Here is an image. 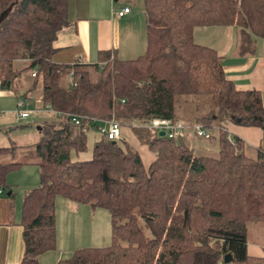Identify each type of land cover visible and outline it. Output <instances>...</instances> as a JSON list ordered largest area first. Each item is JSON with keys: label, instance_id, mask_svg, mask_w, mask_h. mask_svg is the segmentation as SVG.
<instances>
[{"label": "trees", "instance_id": "obj_1", "mask_svg": "<svg viewBox=\"0 0 264 264\" xmlns=\"http://www.w3.org/2000/svg\"><path fill=\"white\" fill-rule=\"evenodd\" d=\"M67 1L0 0V14L9 7L0 19V87L12 88L25 71L26 91L39 83L41 105L112 115L154 158L144 166L135 150L102 136L89 159L70 160L72 150L84 149L90 126L75 127L53 114L56 121L43 126L33 149L39 177L20 205L18 264H38L37 256L54 248L57 195L106 210L111 243L75 249L54 264H264V255L246 252V225H264V151L250 153L217 124L228 117L262 127L264 107L258 91L236 90L216 52L192 36L197 26L233 25L238 52L246 53L255 38L264 39V0H141L147 37L141 55L120 60L102 50L94 63L58 64L50 59L51 42L68 24ZM18 60L25 62L17 69ZM199 105L207 113L193 116ZM180 115L216 129V157L195 155L182 138L133 125ZM19 164L0 162L1 189L9 186L5 174ZM226 253L232 260L224 263Z\"/></svg>", "mask_w": 264, "mask_h": 264}, {"label": "crops", "instance_id": "obj_2", "mask_svg": "<svg viewBox=\"0 0 264 264\" xmlns=\"http://www.w3.org/2000/svg\"><path fill=\"white\" fill-rule=\"evenodd\" d=\"M122 7H129V11L120 16L117 11ZM66 19L67 26L58 30L51 42L53 51L50 59L54 63H94L102 50L113 51L120 60H130L145 51L146 24L141 0H68ZM192 36L195 43L211 47L216 52L225 79L230 81L236 90L258 91L261 105L264 107V39L255 38L253 49L240 53L237 49L238 29L233 25L197 26L193 28ZM24 62L18 60L17 69L21 68ZM17 77L13 79L11 86ZM28 85L29 82L21 85L22 88L0 87V148L7 149L0 154V162L21 163L5 174V182L9 186L7 189H1L7 191L5 195L0 193V264H18L20 261L23 251L22 229L19 226L20 205L23 195L37 184L39 177L33 149L40 135L29 126V122H25L22 127L15 124L24 123L20 120L25 121L30 115H33V123L50 124L51 122L45 119L47 116H54L47 106L41 105L39 90L34 95L30 93L32 90L26 91ZM20 93L26 95L27 103L29 95L35 100L34 107L28 103L30 112L24 119L18 118L14 113L15 101L20 98ZM226 120L223 125L218 123L219 127L228 135L240 138L250 153L257 149L264 151V131L261 127L242 126L229 118ZM89 129L93 128L90 126L86 131ZM10 130L13 132L9 135ZM14 133L15 135H12ZM123 133L124 129H121V135ZM186 138L199 139L189 132L182 139ZM136 141L138 148L145 146L137 139ZM201 149L205 153L203 156H217V147L204 145ZM149 152L151 156L148 159L151 162L154 154L150 150ZM84 208L79 209L77 218L60 222L59 227L55 224V246L37 256L38 264H54L61 259L60 255L65 250L58 249V244L61 248L65 243L68 244L67 241H72L73 244L89 241L87 243L92 245L101 241V220L94 216V208ZM49 252H54V255H49ZM246 252L251 256H263L264 244H246Z\"/></svg>", "mask_w": 264, "mask_h": 264}, {"label": "rangeland", "instance_id": "obj_3", "mask_svg": "<svg viewBox=\"0 0 264 264\" xmlns=\"http://www.w3.org/2000/svg\"><path fill=\"white\" fill-rule=\"evenodd\" d=\"M21 76L17 77L15 82L13 83L12 87H21L23 86L24 83H28V78H27V72L22 71L21 72ZM23 76V77H22ZM21 82H23L21 84ZM69 82V80L67 78L62 80V85H67ZM22 85V86H21ZM36 89V90H35ZM35 89H32V91L30 92L32 95L35 94L36 91H38L40 89V85L39 83H37V86L35 87ZM21 90V89H20ZM28 99V103L31 104L33 107L35 106L34 102L35 100L32 98V96H27ZM207 107L199 105L198 106V110L195 112V115L193 116H203L204 114H206ZM185 115V114H184ZM184 115H180L178 117V119L180 121H188L190 123L193 119V116L188 118L185 117ZM226 119L227 118H222V119H218V123L223 125L224 123H226ZM20 120V119H19ZM46 121L49 122H55V117L53 116H47ZM230 120V119H229ZM17 122V121H16ZM20 122H24V123H16L15 125L17 126H24L26 123L25 122H29L30 123V127H32L33 129H35V131H37V133L40 135V138L43 134V126L42 124L39 123H33V115H30V117H28L27 119H25V121H21ZM217 123V124H218ZM42 127V128H41ZM121 129H124V133L121 135ZM211 135V137L209 139H190V138H186V139H182V141L184 142L185 145L189 146L192 148V150L194 151V153L196 155H204L205 153H203L201 150V148L204 145H211L213 147H216V134H215V128L209 127V128H205ZM13 132V130H10L8 132V134L10 135ZM12 135H15L12 134ZM102 136L99 135L97 132H95L93 129H89L85 132V144H84V149L81 151H74L72 150L69 153V158L70 160H87L90 158L91 156V149L92 146L94 144V142L96 140H99ZM116 143L121 146L122 148H124L125 146L127 148H130L132 150H137L138 151V155L140 156V160L141 163L146 166L150 161H149V157L151 156L148 148L146 146H140L141 148H138V145L136 144L137 141L135 139V135L132 132V130L130 129V127L127 124H121V128H120V137L119 140L116 141ZM136 151V152H137ZM209 152V151H208ZM206 155H209V153H206ZM214 156H216L214 154ZM151 160V159H150ZM7 191H2L3 195L6 194ZM89 205L87 204H75L74 202H69L68 200H66L65 198H63L62 196H55L54 198V214H55V224H57V226L59 227L60 222L64 223L65 220H70L72 218H77L79 216V209H85L84 207H88ZM94 216L98 219L101 220V224L99 225L100 227V231H101V241H99L96 245H92L90 243H87L89 241H86L85 243H79V244H73L72 241H67V243L64 244V247L59 248V244H58V249H63L65 251H63V253H61V259L63 258H67L69 257V255L71 254V252L75 249L78 248H85V247H89V246H97V247H104L107 245H110L111 243V237H110V228H109V215L108 212L106 210H104L103 208H99V207H95L94 208ZM92 214V213H91ZM121 245H125L124 242L120 241L119 242ZM246 244L248 246L251 245H263L264 244V225L262 223L259 222H249L246 225ZM51 256L54 255V252H49Z\"/></svg>", "mask_w": 264, "mask_h": 264}, {"label": "built area", "instance_id": "obj_4", "mask_svg": "<svg viewBox=\"0 0 264 264\" xmlns=\"http://www.w3.org/2000/svg\"><path fill=\"white\" fill-rule=\"evenodd\" d=\"M128 11L129 7H122L117 11V14L121 16ZM68 79L72 81L71 72L68 73ZM47 108L55 116L64 117L72 126H91L95 132L105 137L108 141L116 143V141L119 140L121 123L112 115L100 118L72 112L56 111L49 107ZM29 112L30 108L26 100L21 98L16 99L14 106V113L16 116L24 119L28 116ZM134 126L144 127L154 131L155 133L162 131L163 137L168 139L183 138L187 132L191 133L194 137L201 139H209L211 137L205 127L198 122L187 123L170 118L152 117L146 123H136ZM0 193H2L1 188Z\"/></svg>", "mask_w": 264, "mask_h": 264}, {"label": "water", "instance_id": "obj_5", "mask_svg": "<svg viewBox=\"0 0 264 264\" xmlns=\"http://www.w3.org/2000/svg\"><path fill=\"white\" fill-rule=\"evenodd\" d=\"M8 10H9V7H8L7 9H5V11H3V12L0 14V19H1L2 15H3L6 11H8ZM261 128H262V130L264 131V125H263ZM157 135H158V136H163V132H162V131H159V132L157 133ZM111 143L114 144L115 142H111ZM231 260H232V259H231L229 253L224 254V256H223V262H224V263H227V262H229V261H231Z\"/></svg>", "mask_w": 264, "mask_h": 264}]
</instances>
